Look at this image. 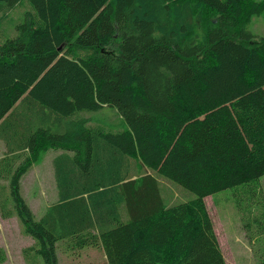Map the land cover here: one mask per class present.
<instances>
[{
    "label": "trees",
    "instance_id": "trees-1",
    "mask_svg": "<svg viewBox=\"0 0 264 264\" xmlns=\"http://www.w3.org/2000/svg\"><path fill=\"white\" fill-rule=\"evenodd\" d=\"M262 13L264 0H0V214L36 241L28 264H59L60 243L108 264H228L205 197L264 174V35L247 29ZM105 108L121 128L88 116ZM50 150L58 195L38 218L22 181ZM163 177L195 197L172 204Z\"/></svg>",
    "mask_w": 264,
    "mask_h": 264
},
{
    "label": "rangeland",
    "instance_id": "rangeland-1",
    "mask_svg": "<svg viewBox=\"0 0 264 264\" xmlns=\"http://www.w3.org/2000/svg\"><path fill=\"white\" fill-rule=\"evenodd\" d=\"M28 8L17 9L16 18L21 19ZM247 29L264 35V13L254 17ZM88 116L96 121L111 122L115 129L122 127V120L112 108L90 112ZM2 148L0 142V153L4 152ZM48 167H52V154L40 151L39 158L25 173L22 181V193L38 218L58 195L55 179L54 182L50 181L54 177L46 173ZM44 177L49 181L45 183ZM254 182L258 186L256 195L251 199L241 196L244 187ZM162 184L166 198L170 195L168 190L172 191V204L195 197L191 190L165 177ZM205 200L227 263L261 264L264 258V174L257 181L224 188L206 196ZM35 244L36 241L25 232L19 216L3 218L0 214V248L5 249L7 255L2 264H28L25 249ZM58 258L59 264H108L101 248L72 249L65 243L59 244Z\"/></svg>",
    "mask_w": 264,
    "mask_h": 264
},
{
    "label": "crops",
    "instance_id": "crops-1",
    "mask_svg": "<svg viewBox=\"0 0 264 264\" xmlns=\"http://www.w3.org/2000/svg\"><path fill=\"white\" fill-rule=\"evenodd\" d=\"M0 142L2 143V147H3L2 149H4V151H5V150H6V146H5L4 142H3L1 139H0ZM46 153H51V154H52V167H51V168H49V167L46 168V173H47L48 176H50V177H51V176L54 177V172H52V171H53V166H54V165H53V159H54V157H55V152H53V151L50 150V151H47ZM3 155H4V152H1V153H0V157L3 156ZM45 176H46V175H45ZM43 180H44V182L46 183V180H47L46 177H44ZM47 181H49V180H47ZM50 181L54 182V178H53L52 180H50ZM34 183H35V182H34ZM54 184H55V183H54ZM53 191H54V190H53Z\"/></svg>",
    "mask_w": 264,
    "mask_h": 264
}]
</instances>
